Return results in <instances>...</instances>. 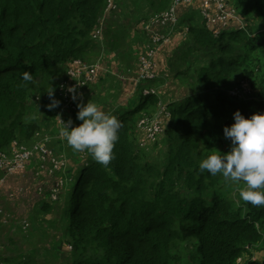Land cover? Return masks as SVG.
Returning <instances> with one entry per match:
<instances>
[{
	"label": "trees",
	"instance_id": "obj_1",
	"mask_svg": "<svg viewBox=\"0 0 264 264\" xmlns=\"http://www.w3.org/2000/svg\"><path fill=\"white\" fill-rule=\"evenodd\" d=\"M105 1L0 0V151L13 140L30 144L41 134L39 124L27 120L28 99L35 93L40 101L45 97L63 101L49 97L47 90L66 78L69 62L85 57L91 61L93 54L122 47L112 23L116 16L110 12L104 16L105 21L112 20L105 24L103 44L90 39ZM171 2L133 0L157 14ZM238 4L241 24L231 28L235 23L231 21L216 35L203 25L188 27L189 40L170 57L171 74L190 78L191 90L167 104L170 117L163 132L162 168L139 153L149 148L137 145L143 138L136 128L138 116L149 106L157 110L158 94L139 95L123 105L118 100L113 104L107 94L97 103L122 127L115 158L107 167L86 150L72 180L65 181L72 186L69 201L56 215L64 236L82 253L71 264H239L238 259L241 264H264V206L242 200L238 204L221 191L219 178L199 171L207 157L203 150L228 140L223 129L234 123L237 110L245 118L264 113V0ZM198 56L204 63L193 67ZM25 72L31 81L22 79ZM235 88L238 93L231 95L229 90ZM62 106L60 102L44 110L60 120ZM76 112L62 117L73 120ZM51 205L45 208L53 210ZM188 242L196 244V250L185 259L181 249ZM89 249L95 253L85 256Z\"/></svg>",
	"mask_w": 264,
	"mask_h": 264
},
{
	"label": "rangeland",
	"instance_id": "obj_2",
	"mask_svg": "<svg viewBox=\"0 0 264 264\" xmlns=\"http://www.w3.org/2000/svg\"><path fill=\"white\" fill-rule=\"evenodd\" d=\"M227 1L231 9H236V15H234V19H240V21H243V13L239 10L238 0ZM111 3L112 8L108 9V0H106L105 11L111 10V12L115 13L113 14V16L116 15V19H123V22H128L130 27L131 22L137 17H135L130 10H126L125 12H123V9L120 8L121 4L127 5L128 2L127 4H124V0H120L119 2H117V10L114 0H111ZM180 3L181 2L177 3L176 5L174 4V6H176V10ZM150 14L151 13H149L148 15ZM191 15L194 14L192 13ZM230 24L228 23V25ZM138 27H140L139 24ZM235 27H237V24L233 23L231 28ZM141 31H136V37L133 38V43H136V41H138L139 39H141V41H146ZM183 32L177 31L176 36L180 38V40L167 45L166 48L172 49V52L174 53V50L176 49V46L180 41L182 42V44L186 43L189 40V35L185 34L186 37H183ZM91 41L96 43V41L92 39ZM143 51L144 49H141L139 51V56L143 53ZM173 53H171V55ZM163 54L164 53L160 52V58L159 56H157L156 61L161 60V63H163V65L165 64V68L168 66L167 63H165V61H163L162 59ZM90 57L93 60L89 61L90 58L85 57L83 61L87 63L97 61H99L101 64L105 63V65L107 66V72L105 75H103V78L97 80V82L100 81V85H98V90H96L94 93L88 92L89 97L87 96L84 99V92L86 88L82 89L80 94V100L77 104H86L90 100L91 102L97 104V101L104 100L105 96L110 93V99L113 104L115 103V101L118 100L117 104L123 105L126 104L128 99L130 98L137 99L139 95L143 96L145 90L156 91L159 95L161 102L163 104H168L170 102L176 103L179 98H181L185 95V93H188L191 90V79L185 77V79H179V81L175 85L169 88L161 87L159 89L158 86L161 85V80H156L154 82L142 85V89L140 91V87L138 88L134 85L136 83V73H133L131 77H129L128 75L127 78V73H125L120 68L119 60H121L123 64L127 60L123 54L119 53L116 58V62L117 64H119V72H116L112 69L110 61L106 59V57H103L102 54H93ZM203 63V58L198 56L196 57L193 63V67H197ZM169 71L171 73L170 68ZM190 74L191 72L189 73V75ZM135 75V81L134 83H131L130 79H133ZM102 79L105 80L102 81ZM55 88L53 96L55 98H59V94L57 93V90ZM243 88L246 89L247 86L245 85L243 86ZM32 92L34 91L32 90ZM134 92L140 94H135ZM117 94H119L120 97L117 96ZM32 95L35 97L31 96V98L28 99V105L30 109L27 110L26 113V116L28 117L27 120L35 121L39 124L41 129L40 133L45 137L49 138L48 147L50 146L51 148H53L54 153L57 156H64L67 162L65 163L64 168H62V171L60 172H55L54 174H49L48 172H46L45 174H42V171H45L47 169V164L42 165L41 162L38 160H30L29 162H27L24 168V170L26 171L32 169L31 171H29V178L26 179L28 185H24V187L13 186L15 182L14 177L16 176L10 175L7 177H3V174L0 171V179L4 178L2 183H0V210L2 211V213L0 212V264H71L74 260L80 258L82 253L81 251L74 250L70 239L67 236H64V227L61 223L60 216L56 214L59 212L60 207L64 208V201H69L67 191L72 186H70L69 184L66 185L65 181L72 180V173L78 169L79 164H82L84 162L86 150L75 151L72 149L73 151H67L71 147H69V145L67 144L66 139L60 135V120L58 119V122L56 116L55 118L52 117L54 118V120H52V118L49 116L52 115V112H46L44 110L46 108H49L48 106L52 102L46 97L40 101L41 98L39 94L33 93ZM243 97L246 98V94H244ZM153 107L155 106H149L148 108L150 110L146 109L145 113L140 114L137 118V122L139 123L141 118H143L140 117L142 115H152L156 110V107L155 110H153ZM76 110V117L72 120L73 127L79 126V124L82 123L77 119V113L79 111L77 106ZM58 112H60L59 118L63 122H67L62 117L65 113L64 109L61 108V111L58 110ZM67 114H71V112H67ZM164 117L165 118L163 121V125L165 124L166 126V121L169 116L167 117L166 115H164ZM163 134L164 133H162L160 137H158L159 139L155 140L154 143H149L147 145L146 149L149 148L147 151L139 152L140 154H143L145 160L153 163L158 168H162L164 166L163 157L165 153L166 144L165 142H162L164 137ZM137 139L140 140V138ZM157 143L160 144L157 146ZM138 144L140 147H142L140 145L141 143H137V145ZM230 148L231 141L230 139H228L225 144L215 145L211 149L206 148L207 150H203V152L206 153V155L208 156L209 154H211L212 152H216L217 150L221 153H227L228 151H230ZM216 177L219 178L218 182L221 186V191L227 192L230 195V198L240 204L242 199L240 198L239 193L242 189L246 188L244 182L226 181L222 175H220L219 177V174ZM183 193H185L186 196L189 195L186 193V190H183ZM51 204L55 206L53 210H51L50 208H45L46 205ZM195 250L196 244H194L193 242L183 244L181 249L182 256L185 259H188L195 253ZM94 253V250L89 249L85 252L84 255L89 256L93 255ZM239 261L241 260H238V262Z\"/></svg>",
	"mask_w": 264,
	"mask_h": 264
},
{
	"label": "clouds",
	"instance_id": "obj_3",
	"mask_svg": "<svg viewBox=\"0 0 264 264\" xmlns=\"http://www.w3.org/2000/svg\"><path fill=\"white\" fill-rule=\"evenodd\" d=\"M173 4H174V0H173ZM163 12H160L159 14ZM104 16H107L105 14V6L103 8V11L99 19L97 20V25L95 27V28L99 27L100 23L102 22V39L94 40L96 41V43L99 44H103L104 42V31H105ZM151 17H149V19ZM177 20H178V15H177ZM174 32L175 30H173L172 32L173 35ZM187 32H188V28H187ZM144 34L146 33L144 32ZM90 38L93 40L92 34H90ZM22 79L28 82L31 81L32 76L28 72H25L23 73ZM58 85L59 84H57L56 86V90L57 93L59 94ZM233 90H237V89L235 88L229 90V93L231 95H232L231 92ZM68 91L70 93H75L76 89L75 87H73V88H69ZM47 93L49 97H52L54 94V89L51 87L50 90H47ZM153 94L155 95L158 93L155 91V93ZM241 94L243 93L241 92L240 94H238V96H241ZM156 96L159 97V95ZM59 97L62 99L60 94ZM75 99L76 96L73 95V100ZM79 100H80V96L78 101ZM78 101L75 103L77 108L79 109L77 113V119L82 123L79 124V126L73 127L72 126L73 121L71 119H69L67 122H63L60 119L62 125L60 129V135L66 139L67 144L73 150L75 151L87 150V152L92 156L93 160L96 163L104 167H107L110 164V162L115 158L114 148L119 140V132L122 127V123L116 118L115 115H112L102 110L96 103L91 102V100L86 104L84 103L77 104ZM60 102H62L63 104V101ZM60 102L57 100H53V102L48 107L50 109L58 107ZM159 102L166 108V111L168 112V116L170 117V111L168 109L167 104L166 103L163 104L161 100ZM62 109H64L63 106ZM158 110H159V106L157 105L156 113L150 116L143 115V118L155 116ZM76 111L77 110H74V112ZM64 112H73V111L64 109ZM161 117H163V121H164L165 118L164 115H162ZM233 117H234V123L230 127L225 126L223 129L225 138L230 139L231 141L230 151H228L227 153H221L218 150L216 152H212L199 163V171L201 173L207 171L212 176H217L218 174H220L223 176V178H225L226 181H230V182L243 181L244 184L246 185V188L240 191L239 193L240 198L244 202L250 203L254 207L264 206V113H256L251 115L249 118H245V116L239 110H237L233 114ZM163 126L165 130V124ZM149 143L150 142H148L146 146ZM3 177H5L4 174ZM242 261L243 260L239 261L238 263L241 264Z\"/></svg>",
	"mask_w": 264,
	"mask_h": 264
},
{
	"label": "built area",
	"instance_id": "obj_4",
	"mask_svg": "<svg viewBox=\"0 0 264 264\" xmlns=\"http://www.w3.org/2000/svg\"><path fill=\"white\" fill-rule=\"evenodd\" d=\"M195 1L201 4V14L204 19L206 28L214 31V34L219 29L228 26V23L235 21L241 24L240 19H234L235 9L229 7L227 0H174V4L181 2L183 5H191ZM173 6L158 15L151 17L144 30L149 35L152 43L156 46L165 45L169 43L173 37L172 27L177 22L176 6ZM179 4V5H180ZM112 8L111 0H108V9ZM111 10L105 11V13ZM166 30V32H165ZM93 40L102 39V22L100 26L95 28L92 33ZM154 49H148L142 54L138 60V70L136 82L143 80H151L155 78L154 73ZM103 70L102 64L97 62L87 63L80 59H74L68 64L66 71V79L61 81L58 85V91L63 100V108L65 110H76V102L79 99L82 89L97 81L98 73ZM75 87V93H70L69 88ZM153 94L154 90H145L144 94ZM232 95H236L238 90H233ZM73 95L76 99L73 100ZM159 110L153 117L142 118L137 127L144 135L141 140V146L145 147L148 142H153L163 132L162 115L168 116L166 108L159 102ZM62 127V125H61ZM42 134H36L34 140L30 144L20 143L17 140L11 141L7 150L0 151V171L4 176L13 175L19 171H24V168L30 160H38L42 165L47 164V169L42 172L54 174L64 168L66 159L64 156H57L48 147L49 138ZM48 175V174H47ZM50 176V175H49ZM3 178L0 179L2 183ZM2 213V211L0 210Z\"/></svg>",
	"mask_w": 264,
	"mask_h": 264
},
{
	"label": "crops",
	"instance_id": "obj_5",
	"mask_svg": "<svg viewBox=\"0 0 264 264\" xmlns=\"http://www.w3.org/2000/svg\"><path fill=\"white\" fill-rule=\"evenodd\" d=\"M119 1L120 0H114V2L116 4V10L118 7L117 2H119ZM125 2H126V0H125ZM127 2H128L127 5L121 4L120 8L123 9V12H125L126 10H130L131 13L134 14V16L137 18L131 22L130 27H129L128 22H123V19H121V18L120 19H113L112 23L116 29V33L119 36V38H121L123 41L122 47L120 46L118 51L106 49L101 54L103 55V57H106V59H108L110 61V65H112L111 66L112 69L115 70L116 72H119V69H118L119 64H117L116 58H117V55L119 54V52L123 51L121 54H123L127 60L125 61L124 64L121 62V60H119V63H120V68L125 73H127L126 77L128 78V75H129V77H131V75L133 73L137 74L138 60H139L140 56L142 54H144L148 49L153 48L155 51L154 56H153L154 73L156 75L155 78L151 79V80H143L140 82H136L134 85L138 88L139 87L142 88V85L154 82L156 80H161V85L158 86L159 89L161 87L169 88V87L175 85L179 81L180 77H174V75L170 73L169 67L164 68L165 64L163 65V63H161V60L156 61L157 56L160 55V52L164 53L165 55L163 54L162 59H163V61H165V63H167V66H169L168 65L169 60H170V57L172 56L171 53H173V52H172V49H167L166 46L173 43V42H177L178 40H180V38H178L176 36L177 31H179V32L184 31L182 34H183V37H186L185 34H188V32H187L188 27H191L193 25L194 26L195 25H203L204 26V20H203L202 14H201L200 2L195 1L190 6L189 5L185 6V5L180 4L177 7L178 20H177V23L172 27V31L175 30L173 38L171 39V41L169 43H167L163 46L162 45H160V46L154 45L152 43L149 35L145 32L144 27H143L145 24L148 23L149 17H151L157 13L151 12V8L148 5L145 6L144 4H142V6H136L133 4V0H127ZM172 5H173V0L170 4V7ZM149 13H151V14L148 15ZM192 13L195 16L191 15ZM113 14H115V13L110 11V13L108 15L113 16ZM110 19L112 20V18L109 17L108 21H105V24H107V22H110L109 21ZM138 24L140 27H138ZM137 30H139V31L142 30L141 32L143 33L146 41H141V39H139L138 41H136V43H133V38L136 37V31ZM144 32L146 34H144ZM165 32H166V30H165ZM181 44H182V42L180 41L176 47L178 48V46H180ZM141 49H144V51L139 56V51ZM174 52H175V50H174ZM159 58H160V56H159ZM102 66H103V70L98 73L97 80H99L100 78H103L104 77L103 75H105L107 72V70H106L107 66L105 65V63H103ZM135 77H136V75L133 77V79H130L131 83H134ZM105 79H102V81H104ZM98 85H100V81L99 82L96 81L94 84H92V85L90 84L89 86H87L86 90L84 92V99L88 96V92L94 93L96 90H98ZM108 94H110V93H108ZM101 101H103V100H101ZM101 101H97V103L100 105ZM161 119L163 120V117H161ZM140 136H141V138L144 139L143 134H140ZM31 170H29V171H31ZM29 171L24 170V171H19V172L13 174L12 176H16V177H14L15 182H14L13 186L24 187V185H28V183L26 182V179L29 178V174H30ZM42 174H45V172H42Z\"/></svg>",
	"mask_w": 264,
	"mask_h": 264
}]
</instances>
